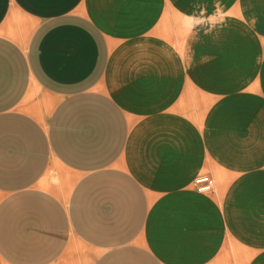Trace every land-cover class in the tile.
<instances>
[{"label":"crops","instance_id":"1","mask_svg":"<svg viewBox=\"0 0 264 264\" xmlns=\"http://www.w3.org/2000/svg\"><path fill=\"white\" fill-rule=\"evenodd\" d=\"M192 1L0 0V264H264V0Z\"/></svg>","mask_w":264,"mask_h":264},{"label":"rangeland","instance_id":"2","mask_svg":"<svg viewBox=\"0 0 264 264\" xmlns=\"http://www.w3.org/2000/svg\"><path fill=\"white\" fill-rule=\"evenodd\" d=\"M192 14H191V29L192 32L198 30V28H208L213 25L216 18L220 17V11L210 9L205 2L193 0L191 3Z\"/></svg>","mask_w":264,"mask_h":264},{"label":"built area","instance_id":"3","mask_svg":"<svg viewBox=\"0 0 264 264\" xmlns=\"http://www.w3.org/2000/svg\"><path fill=\"white\" fill-rule=\"evenodd\" d=\"M193 184L198 193H205L212 190L214 182L209 176H199L194 179Z\"/></svg>","mask_w":264,"mask_h":264}]
</instances>
